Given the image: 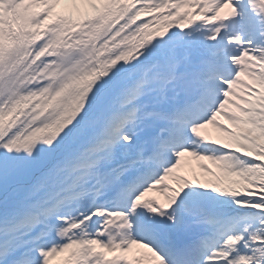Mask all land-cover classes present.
Segmentation results:
<instances>
[{
	"label": "rangeland",
	"instance_id": "1",
	"mask_svg": "<svg viewBox=\"0 0 264 264\" xmlns=\"http://www.w3.org/2000/svg\"><path fill=\"white\" fill-rule=\"evenodd\" d=\"M8 1L0 0L4 8L0 10V129L3 127V117H14L12 124L15 116L21 115L23 125L19 124L26 134L20 135L23 143L35 133L37 138H48L55 129L58 131L66 126L69 129L71 124L77 123L85 100L100 92L105 93L107 89L116 91L124 82L122 75L126 71L127 75H133L129 79H135L136 74L138 77L131 88L123 90L122 103L117 109L114 107L100 113L93 107L80 124L89 135V143L90 139L104 142L105 158L99 161L104 166L88 161L86 165L84 160L75 162V166L82 168L83 173L74 188L68 191L65 200L59 198L58 203L51 205L50 211L45 212L44 216L51 221H44L43 228H38L40 221L30 227H18L22 237L11 251L0 252V264H49L60 248L68 243L67 238L70 241L78 238L83 246L75 249L71 264H144L145 259L151 258L144 254L147 246L154 252V258L161 257V254L158 255L161 252L151 246L152 242L157 244L151 233L162 231H167V244L183 233L208 231L214 246L207 250L204 260L218 255L222 249H225L224 255L235 256L237 252L233 244L240 222L228 219L220 221L216 213L204 215L200 212L202 206L196 200L186 198L184 202H178L173 196L181 188L197 190L201 186L200 177L194 179V182L198 181L196 185L189 183L186 178L197 171L196 166L201 165L199 163L211 167L210 170L202 169V175L210 176L221 168L227 149L229 153L231 150L239 155L244 154L236 147L237 139H256L257 133L264 134V31L253 26L256 5H264V0H213L209 15H202L198 23H195V19L200 18L201 9L191 0H129L128 8L140 6L139 11L149 15L140 21L143 27L161 20L170 21L172 27L176 26L180 30L172 39L149 43L144 46L145 49H142L144 40L138 10H130L127 17L119 16L125 9L121 6V0H90L101 13H111L104 29H101L102 26L98 28L97 25H90L98 16V19H104V14L101 16L97 8L89 13H80L84 0H74L79 9H75V12L72 3L68 5L71 0L62 2L63 10L54 8L60 5L56 4L59 0H36L42 11L51 10L47 15L40 12L37 15L39 21L22 32V28L16 24L11 27L17 29L3 30L5 25L9 28V23L5 24L3 17ZM190 10L193 11L191 17L188 15ZM231 10L235 18L227 24L225 36L214 43L218 13ZM73 22L78 24L72 25ZM161 31L157 29L156 33ZM9 32L15 36L9 35ZM239 42L244 44V50L240 55L233 54ZM160 46H164L163 55H158L157 48ZM203 46L213 53L214 64L220 58L224 60L222 68H228L229 62H240L243 69L239 71L237 81L231 82L228 88L221 87L224 86L226 71L220 73L221 76L215 73L208 77L209 74L203 72L213 70L212 64L196 63ZM81 49L86 50L85 56L74 58L75 52ZM41 51L43 54L40 56L47 54L42 59L36 56ZM143 51L146 54L140 57ZM66 53L69 60L65 58ZM34 62L37 64L32 68ZM199 78L205 83L206 91L213 86L212 82L218 84L217 92L225 93V102L219 104L207 127L202 126L195 136V133L192 134L187 143L190 152L180 154L179 165L173 166L168 173L167 183L161 181L163 185L155 190L157 175L148 172V176L152 175L149 184L144 187V190H148L144 194H136L129 209L126 207L127 211L107 210L104 204L108 202L111 175H117L123 167L131 169L147 164L145 159L149 139L157 142L158 149L163 145L154 134L156 122L166 119V111L169 107L176 108L181 95L192 96L196 82L201 81ZM201 104L203 113L207 103ZM29 119L33 120L30 133ZM9 128L12 129L6 138H0V146L9 145L11 139L21 132L20 127L12 125ZM52 128L55 129L50 130ZM110 131L112 137L106 140L107 132ZM173 131L178 132V128L174 127ZM158 149L156 153L160 151ZM14 152L12 149L9 154ZM26 152L28 159L36 158L39 161L44 154L36 147ZM194 159H197L196 166L193 165ZM25 168L27 164L24 161ZM203 196L200 200H209L208 196ZM159 198H166L167 201L159 202ZM148 199L149 210L150 205L155 208L150 215L149 226L143 228L135 222V210ZM170 210L176 211L169 218ZM54 221L60 222L51 225ZM53 226L67 228V238L59 240L64 237L58 236L56 231L51 232ZM144 234L148 238L147 243L137 237ZM204 248L207 249L206 246ZM36 255H42L43 259L36 260ZM217 255L212 258V264L221 260ZM160 259V264H168L163 258Z\"/></svg>",
	"mask_w": 264,
	"mask_h": 264
},
{
	"label": "trees",
	"instance_id": "2",
	"mask_svg": "<svg viewBox=\"0 0 264 264\" xmlns=\"http://www.w3.org/2000/svg\"><path fill=\"white\" fill-rule=\"evenodd\" d=\"M91 101H94V96L85 100V107L77 123L69 126L70 130L68 126L58 131L52 128L50 130L54 131L48 130V138H37L35 133L28 140L25 138V143L20 138L25 134L21 129L23 117L17 114L12 124L13 116L2 118L1 139L6 138L12 125L20 127L21 132L11 139L9 145L0 146V252L12 250L19 240L16 227L30 226L36 213L46 211L48 201L51 202L65 188L72 187L78 171L73 164L75 160H98L99 142L90 144L89 137L82 136L80 127ZM32 121L29 119V133ZM257 134L256 139H238L236 144L242 146L240 150L244 154L227 158L218 171L203 178L202 188L194 190L195 194L184 191L180 197L189 194L200 200L205 194L209 197L206 211H215L227 218L233 216L244 224L235 235L237 258L229 260L230 264H264V134ZM71 144L75 145V151L71 149ZM32 147L44 151L40 161L28 159L26 151ZM12 149L15 152L9 154ZM245 150L251 155L246 154ZM257 157H262L263 161H258ZM233 158V168L230 169ZM24 161L27 164L25 169ZM22 171V176L17 177ZM75 249H78L75 245L64 248L49 264H71Z\"/></svg>",
	"mask_w": 264,
	"mask_h": 264
},
{
	"label": "bare ground",
	"instance_id": "3",
	"mask_svg": "<svg viewBox=\"0 0 264 264\" xmlns=\"http://www.w3.org/2000/svg\"><path fill=\"white\" fill-rule=\"evenodd\" d=\"M232 80V76H231V78H230V81Z\"/></svg>",
	"mask_w": 264,
	"mask_h": 264
}]
</instances>
